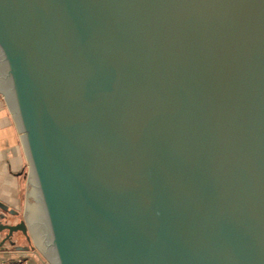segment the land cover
I'll use <instances>...</instances> for the list:
<instances>
[{"label":"water","instance_id":"1","mask_svg":"<svg viewBox=\"0 0 264 264\" xmlns=\"http://www.w3.org/2000/svg\"><path fill=\"white\" fill-rule=\"evenodd\" d=\"M0 92L58 264H264V0H0Z\"/></svg>","mask_w":264,"mask_h":264},{"label":"flooded vegetation","instance_id":"2","mask_svg":"<svg viewBox=\"0 0 264 264\" xmlns=\"http://www.w3.org/2000/svg\"><path fill=\"white\" fill-rule=\"evenodd\" d=\"M17 175L26 178L31 184L30 169L26 173L24 166ZM35 193L34 197V193L27 192L26 198L33 197L36 206L26 203L23 212L19 207L11 206L0 200V227L19 226V229L13 233L3 228L0 231V256L5 254L8 258L6 264H58L41 194L40 192ZM2 204L6 205L7 209L3 208ZM24 225L25 230L21 228ZM44 246L45 248H43Z\"/></svg>","mask_w":264,"mask_h":264},{"label":"crops","instance_id":"3","mask_svg":"<svg viewBox=\"0 0 264 264\" xmlns=\"http://www.w3.org/2000/svg\"><path fill=\"white\" fill-rule=\"evenodd\" d=\"M3 96L6 101L4 94ZM8 111L9 113L0 104V200L11 206L20 207L22 200L20 192H15L16 186L13 182V176H18V172L24 167L23 155L20 145H18L19 141L22 142L20 135L23 132L18 131L16 122L10 118L11 115H14L9 105ZM7 259L5 254H2L0 264H6Z\"/></svg>","mask_w":264,"mask_h":264},{"label":"rangeland","instance_id":"4","mask_svg":"<svg viewBox=\"0 0 264 264\" xmlns=\"http://www.w3.org/2000/svg\"><path fill=\"white\" fill-rule=\"evenodd\" d=\"M0 104H2V106H4L7 109V112L9 113L8 103L4 100V96H3V94H1V92H0ZM15 114H16V112L13 113V115H15ZM10 118L15 122L12 115L10 116ZM22 134H24V133H22ZM18 145H20V149H21V152L23 155V164L25 166V170L27 173L29 171L30 164H29V161L27 159V156H25L26 153L24 152L25 150H24L23 143L22 142L20 143V141H19ZM13 177H14L13 182L15 183V186H16L15 192H20V197L22 199L21 206L19 207V209L21 210V212H23V208L26 205V193H27V182H28V180L22 176L21 177L13 176Z\"/></svg>","mask_w":264,"mask_h":264}]
</instances>
